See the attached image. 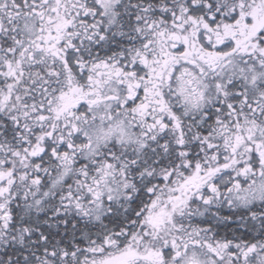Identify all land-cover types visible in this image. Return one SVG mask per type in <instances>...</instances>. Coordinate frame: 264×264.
Returning a JSON list of instances; mask_svg holds the SVG:
<instances>
[{"label":"snow or ice","instance_id":"snow-or-ice-1","mask_svg":"<svg viewBox=\"0 0 264 264\" xmlns=\"http://www.w3.org/2000/svg\"><path fill=\"white\" fill-rule=\"evenodd\" d=\"M0 264H264V0H0Z\"/></svg>","mask_w":264,"mask_h":264}]
</instances>
